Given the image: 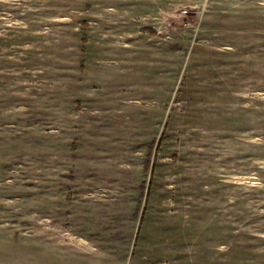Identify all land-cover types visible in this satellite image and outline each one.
<instances>
[{"label": "rangeland", "instance_id": "rangeland-1", "mask_svg": "<svg viewBox=\"0 0 264 264\" xmlns=\"http://www.w3.org/2000/svg\"><path fill=\"white\" fill-rule=\"evenodd\" d=\"M0 264H264V0H0Z\"/></svg>", "mask_w": 264, "mask_h": 264}]
</instances>
